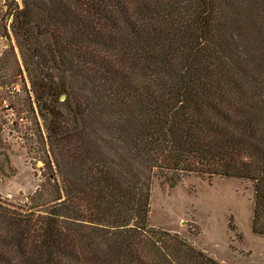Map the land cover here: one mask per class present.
Here are the masks:
<instances>
[{
  "label": "trees",
  "instance_id": "1",
  "mask_svg": "<svg viewBox=\"0 0 264 264\" xmlns=\"http://www.w3.org/2000/svg\"><path fill=\"white\" fill-rule=\"evenodd\" d=\"M8 10L45 123L34 115L36 191L0 199V264H224L151 224L155 182L191 176L251 181L264 236V0Z\"/></svg>",
  "mask_w": 264,
  "mask_h": 264
},
{
  "label": "rangeland",
  "instance_id": "2",
  "mask_svg": "<svg viewBox=\"0 0 264 264\" xmlns=\"http://www.w3.org/2000/svg\"><path fill=\"white\" fill-rule=\"evenodd\" d=\"M8 5L0 0V34L12 22ZM64 99V96L61 98ZM31 82L15 40H0V199L24 204L40 183L42 161L29 153L34 115L43 126ZM254 200L249 180L191 176L175 187L155 182L151 197V224L177 232L224 264H264V236L251 227Z\"/></svg>",
  "mask_w": 264,
  "mask_h": 264
},
{
  "label": "built area",
  "instance_id": "3",
  "mask_svg": "<svg viewBox=\"0 0 264 264\" xmlns=\"http://www.w3.org/2000/svg\"><path fill=\"white\" fill-rule=\"evenodd\" d=\"M8 29H9V33H10V38L14 40L13 35H12V33H11L10 25L8 26ZM7 38H8V37H7L6 35L0 34V40H1L2 42H6V41H7Z\"/></svg>",
  "mask_w": 264,
  "mask_h": 264
},
{
  "label": "water",
  "instance_id": "4",
  "mask_svg": "<svg viewBox=\"0 0 264 264\" xmlns=\"http://www.w3.org/2000/svg\"><path fill=\"white\" fill-rule=\"evenodd\" d=\"M29 198V197H28Z\"/></svg>",
  "mask_w": 264,
  "mask_h": 264
}]
</instances>
